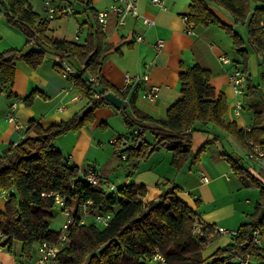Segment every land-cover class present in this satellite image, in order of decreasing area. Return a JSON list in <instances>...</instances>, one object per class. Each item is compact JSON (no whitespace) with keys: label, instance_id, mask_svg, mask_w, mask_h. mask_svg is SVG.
I'll return each mask as SVG.
<instances>
[{"label":"trees","instance_id":"obj_1","mask_svg":"<svg viewBox=\"0 0 264 264\" xmlns=\"http://www.w3.org/2000/svg\"><path fill=\"white\" fill-rule=\"evenodd\" d=\"M212 6L227 11L234 24H246V42L232 27L220 22ZM0 8L6 23L26 39L24 49L10 48L0 53V96L13 83L16 62L38 67L44 60V47L47 46L57 52L61 62L74 69L73 85L91 104V110L83 117L75 115L48 128L31 120L28 131L35 135L9 146L6 154L0 156V191L11 192L0 210L1 245L8 252H12L13 243L18 242L22 257L28 259L35 245L56 239L58 232L50 229V222L55 217V199L46 196L55 192L67 206L92 200L93 213L112 214L106 227L94 222L74 226L68 246L57 254L58 264H146L156 253L165 258V264H240L246 255L259 256L261 249L253 243L252 232L264 226V186L262 181L250 178L239 160L231 156L226 160L234 173L241 175L243 185H248L249 179L259 187V202L249 216L250 221L237 229L232 242L207 258H203L202 249L214 239L215 229L195 219L194 212L176 197V185L149 201L144 200L146 189L142 184L119 187L117 199L112 197L113 192L91 188L78 174V168L55 147L54 140L90 123L94 110L108 104L104 98L107 93L122 100L127 98V89H114L102 76V60L107 48L97 13L92 12L94 22L89 35L79 44L48 37L47 21L30 8L27 0H0ZM263 16L264 0H190L186 16L189 24L217 25L230 37L232 49L241 60L238 70L247 77L244 95L250 97L253 126L244 130L234 122L222 121L227 112L224 96L217 94L210 84L211 73L193 65L179 74L181 97L169 107L163 119L142 113L133 105L132 99L118 109L129 130L128 139H131L130 145L119 152L127 153L126 159L132 162V170L160 148L171 152V164L177 171L186 163L196 161L199 153L194 154L191 150V132H207L204 127L208 125L230 134L247 151L249 142L264 147V94L260 86L249 82L246 50L249 47L263 59L259 81L264 85ZM35 47L41 52L35 51ZM90 76L96 79V84L88 81ZM139 129L136 135L134 131ZM147 133L154 143L148 142ZM6 165L8 168H4ZM115 206H118L117 210ZM197 223L203 225L201 235L193 238L191 231Z\"/></svg>","mask_w":264,"mask_h":264},{"label":"crops","instance_id":"obj_2","mask_svg":"<svg viewBox=\"0 0 264 264\" xmlns=\"http://www.w3.org/2000/svg\"><path fill=\"white\" fill-rule=\"evenodd\" d=\"M69 5L74 14L68 17L46 19L45 13L36 12L48 23V37L69 42L83 43L89 35L94 19L92 12H99L110 7L113 0H60ZM166 9H160L150 0H139L137 19L126 18L120 25L117 18L110 15L104 29L106 52L102 60V76L114 88L120 91L127 89L124 106L130 99L142 113L154 118L163 119L170 106L181 97L179 74L193 65H199L211 73L210 84L217 94L221 93L227 104V112L222 116L224 123L234 122L239 129L249 130L253 126V113L249 109L250 97H241L243 108L240 115L234 114V103L239 98L234 95L229 84V75L240 68V58L232 49L230 37L217 25H194L184 21L189 13L190 0H163ZM44 3V0H43ZM42 3V4H43ZM43 10V5H42ZM216 17L234 31L238 24L225 22L212 6ZM148 19L151 25H144ZM264 25V16L262 19ZM12 28V27H11ZM16 35L9 36L5 46L24 49L25 37L15 30ZM237 32V31H236ZM238 33V32H237ZM245 37V30H244ZM142 37L138 41L137 37ZM1 39V38H0ZM23 42V46L18 48ZM164 42L158 51L155 43ZM46 54L41 65L32 68L23 61L16 62L12 85L0 96V156L6 154L9 146L20 143L33 131H28L31 120L42 128H48L61 121L78 115L88 104L86 96L74 87L73 82L60 75V56L52 47L45 46ZM248 76L249 82L260 86L264 94V85L256 82L259 62L258 55L249 47ZM221 56L231 60L229 65L219 61ZM74 70V69H73ZM128 74L133 82L125 85L124 77ZM148 75V81H136L137 76ZM160 88L158 97L149 101L143 97L148 86ZM33 93V94H32ZM111 93V92H110ZM32 97L25 100L26 97ZM17 101L14 114L19 129L7 120L9 106ZM122 106V107H123ZM92 121L74 132H68L54 140L55 147L69 158L71 165L78 168V173L94 166L102 177L112 183L117 192L119 187L128 184H142L146 189L145 201L157 198L169 188L176 185V197L186 204L195 214V219L204 224L218 228L237 229L250 221L256 204L259 202L260 190L249 179L243 185L241 175L234 173L226 160L228 156L238 159L240 166L246 169L252 179L262 181L264 186V162L248 159L247 149L230 134L212 125L204 127L207 132H191V150L198 154L196 161L188 162L182 169L176 170L172 164V154L165 148L153 152L147 160L132 170L131 161L120 159L118 151L125 149L124 142L129 145L131 139L121 133L127 131L118 109L111 104L96 108ZM264 120V114H263ZM202 128V127H201ZM149 143L154 139L146 134ZM112 140V141H111ZM116 143L112 148L105 147V142ZM204 147V148H202ZM202 149V150H201ZM200 151V152H199ZM130 173V175H129ZM205 175L207 182L201 180ZM116 183V184H115ZM118 183V185H117ZM105 190V188H104ZM108 191V190H107ZM111 192V191H108ZM2 200V199H0ZM5 200L0 201L3 210ZM89 222H92L89 221ZM260 230L261 252L258 257L251 258V264H264V226ZM214 239L202 249L203 258L211 256L215 251L232 242L228 236L214 233ZM38 250V249H37ZM19 252H0L1 264H17ZM29 257L25 264H36ZM25 257H23V260Z\"/></svg>","mask_w":264,"mask_h":264},{"label":"built area","instance_id":"obj_3","mask_svg":"<svg viewBox=\"0 0 264 264\" xmlns=\"http://www.w3.org/2000/svg\"><path fill=\"white\" fill-rule=\"evenodd\" d=\"M138 1L139 0H113L112 4L109 8L97 12V20L100 24L101 28L104 29L107 24V19L110 15H113L117 18L118 24H124L126 18L137 19L140 17L138 10ZM153 5H156L160 9H166L165 3L163 0H150ZM43 11L46 15V19H52L55 17H68L74 14L73 8L69 5L61 4L60 0H44L43 3ZM184 21H187V17H184ZM144 25H151V22L148 19H143ZM138 41H142V37H137ZM164 45L162 40H158L155 43V48L159 51ZM219 61L222 64L229 65L231 60L227 56H221ZM76 74L71 66L67 63L62 62L60 64V75L64 78H67L70 82H72V77ZM148 75L143 74L141 76H137L135 78L136 81H148ZM88 81L96 84V79L92 76L88 77ZM125 85H128L133 82V78H131L128 74L124 77ZM229 84L231 89L239 99L234 103V114L236 116L240 115V111L243 108V102L241 97L244 96V91L247 86V77L240 70L234 69L229 75ZM124 91V89H123ZM160 88L155 85L148 86L144 93L143 97L149 101H153L158 97ZM95 97H98L95 94ZM124 103V101H123ZM17 107V101H14L9 106V111L7 114V120L14 124L16 129H19V124L17 118L14 114V111ZM140 132L139 130H135L134 133L137 135ZM116 141L113 142L115 144ZM130 145V144H129ZM250 149L247 151L248 159H256L261 162H264V147L254 146L249 142ZM128 146L127 142H124L123 147L126 148ZM120 159L125 161L127 158L126 152H119ZM80 177L91 187L95 189H103L106 188L108 191H114L115 187L108 180L104 179L102 175L96 170L94 166H90L86 168L83 172L78 173ZM201 180L203 182H207V178L205 175L201 176ZM11 192H6V194H2L3 199L5 201L10 197ZM47 197H54L55 205L61 209V213L64 216V223L57 234L55 240L52 241H42L38 245V258L36 264H58L57 254L62 249L68 246L69 236L71 229L76 225H86L89 223L87 220L89 217L92 218V222L97 224L100 227H106L111 219V213H93L92 212V200H84L79 201L76 205L67 206L64 199L55 192H51L46 195ZM202 224L197 223L194 224L193 233L195 237L201 235ZM215 233L228 236L233 238L236 236V231L227 230L223 228H218L215 230ZM3 239L2 234L0 233V252L5 248L1 245V241ZM252 241L255 245H259L260 243V230L254 229L252 232ZM250 255H246L240 264H248L250 260ZM152 261L157 264H165V258L160 254L156 253L152 257ZM1 264V263H0ZM17 264H25L23 257L18 258Z\"/></svg>","mask_w":264,"mask_h":264},{"label":"rangeland","instance_id":"obj_4","mask_svg":"<svg viewBox=\"0 0 264 264\" xmlns=\"http://www.w3.org/2000/svg\"><path fill=\"white\" fill-rule=\"evenodd\" d=\"M29 1V3L33 6V9L36 11V12H38V13H40V14H42V12H43V10H42V3H43V0H28ZM214 8L217 10V12L220 14V15H222V17H220L221 19H223V21H227L228 23L229 22H232V18H231V16H230V14L227 12V11H225L224 9H222V8H220V7H216V6H214ZM44 13V12H43ZM16 29H14V28H11L7 23H6V20H5V16L3 15V13L0 11V53L1 52H3V51H5V50H7V49H9L8 47H6L5 48V46H9V44L7 43V40H8V38H9V36L11 35V36H13V35H16V32H14ZM244 30H245V37H244ZM236 31L238 32V34L244 39V41L245 40H247V36H248V34H247V26H246V24H238L237 25V29H236ZM18 33H21V32H19L18 31ZM23 35V34H22ZM23 42H24V40L21 42V45H19V47L18 48H20V47H22L23 46ZM246 42V41H245ZM259 68V70H261L262 68H261V66H259L258 67ZM259 74H260V71H258V75L255 77L256 79H255V81L256 82H258L259 81ZM127 131H125V132H123V133H121L122 134V136L124 137L125 135L127 136L128 135V137H129V132L128 133H126ZM125 136V137H126ZM112 141V140H111ZM111 141H106L105 142V147H110V148H112L113 147V142H111ZM116 184V183H115ZM117 185H118V183H117ZM104 191H107V189L105 188V190ZM108 192V191H107ZM110 194H111V192H109ZM2 194H6V192H4V191H0V199H2V200H0L1 202L2 201H4V199H3V196H2ZM109 194V195H110ZM112 197L113 198H115V199H117V192H113L112 194ZM1 204V203H0ZM0 209H2V207L0 208ZM114 209L115 210H117L118 209V206H115L114 207ZM54 212H55V217L52 219V221L50 222V229L51 230H53V231H55V232H59L60 231V229H61V227H62V225H63V223H64V216H63V214L61 213V209L60 208H58L57 206L54 208ZM88 221H91L92 220V218H88L87 219ZM228 230H230V229H228ZM235 231V230H234ZM191 235L193 236V238L195 237V235H194V233H193V231H191ZM38 246L37 245H35L34 247H33V249L31 250V259H32V261L33 260H35L37 257H38ZM4 251H6V252H8L7 251V249H4ZM20 251V244L18 243V242H14L13 243V245H12V252L13 253H17V252H19ZM27 258H25L24 259V261L27 263ZM250 260H251V257H250ZM146 264H157L156 262H154V261H148V262H146Z\"/></svg>","mask_w":264,"mask_h":264},{"label":"water","instance_id":"obj_5","mask_svg":"<svg viewBox=\"0 0 264 264\" xmlns=\"http://www.w3.org/2000/svg\"><path fill=\"white\" fill-rule=\"evenodd\" d=\"M0 11L2 12L1 8ZM37 52H41V50L38 47H35L34 49ZM263 59L258 55V62L259 64H262ZM105 100L111 104L113 107L117 108V109H121L122 108V103L123 100L120 99L119 97H117L116 95H114L113 93H107L104 96ZM91 110V104L87 105L80 113H78V117L81 118L83 117L87 112H89ZM4 168H8V165H6ZM2 169H0L1 171Z\"/></svg>","mask_w":264,"mask_h":264}]
</instances>
